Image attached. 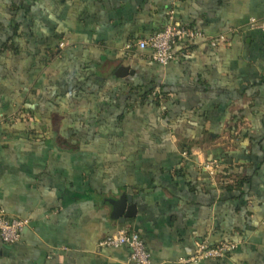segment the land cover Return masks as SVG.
Wrapping results in <instances>:
<instances>
[{
	"label": "crops",
	"instance_id": "1",
	"mask_svg": "<svg viewBox=\"0 0 264 264\" xmlns=\"http://www.w3.org/2000/svg\"><path fill=\"white\" fill-rule=\"evenodd\" d=\"M252 19L264 25V0H0V211L29 221L20 242L0 238V264H128L127 247L99 248L123 228L152 264H182L203 241L239 247L198 264H264V34ZM171 23L205 37L160 66L137 42ZM221 34L225 45L208 40ZM159 86V105L141 98ZM241 175L242 196L227 190ZM122 194L138 206L125 224L108 203Z\"/></svg>",
	"mask_w": 264,
	"mask_h": 264
},
{
	"label": "built area",
	"instance_id": "2",
	"mask_svg": "<svg viewBox=\"0 0 264 264\" xmlns=\"http://www.w3.org/2000/svg\"><path fill=\"white\" fill-rule=\"evenodd\" d=\"M251 29H259L264 34V25L256 19L249 22ZM205 35L195 29L184 25L171 23L163 31L137 42V47L141 50H151L152 60L160 66L168 65L174 58V48L179 43L194 41L204 38ZM211 44L225 45L229 39L227 35L221 34L214 38H208ZM131 47H128L130 49ZM158 92V91H157ZM16 119H24L29 124L33 123L31 118H26L23 114H17ZM213 163L207 168H212ZM29 225L27 219L9 218L4 211H0V238L6 244H16L20 242L25 228ZM127 247L130 250L128 264H152L151 254L141 237L135 230L119 229L114 234L106 237L99 243V248H121ZM239 243L234 241L222 242L212 245L207 241L198 243L195 254L180 262L182 264H198L204 260H219L225 258L230 253L237 250Z\"/></svg>",
	"mask_w": 264,
	"mask_h": 264
},
{
	"label": "water",
	"instance_id": "3",
	"mask_svg": "<svg viewBox=\"0 0 264 264\" xmlns=\"http://www.w3.org/2000/svg\"><path fill=\"white\" fill-rule=\"evenodd\" d=\"M134 71L128 66H121L116 76L126 77L133 75ZM108 203L112 206V218L119 220L122 224H125L127 220H132L137 217L138 206L133 202V197L130 195L122 194L117 199L108 200Z\"/></svg>",
	"mask_w": 264,
	"mask_h": 264
},
{
	"label": "trees",
	"instance_id": "4",
	"mask_svg": "<svg viewBox=\"0 0 264 264\" xmlns=\"http://www.w3.org/2000/svg\"><path fill=\"white\" fill-rule=\"evenodd\" d=\"M185 26V25H184ZM188 28H191L189 26H186ZM194 29V28H191ZM197 30V29H195ZM180 44V43H179ZM182 44V43H181ZM178 45V44H177ZM176 45V46H177ZM4 50L8 49L7 46L3 47ZM158 91V92H157ZM166 92L164 91V88L162 86H159V88L156 87H144L142 89V93H141V98L143 100H148V101H152L153 103L159 105V103L166 98ZM24 120V119H21ZM251 177L247 176V175H241L239 177H237V179L235 180L234 184H232V186H228L227 190H239L240 191V195H244L246 192V188L250 185L251 183ZM227 242V241H226ZM222 243V242H221ZM220 244V243H219ZM217 245V244H216ZM233 253V252H232ZM231 255V253L229 254ZM229 255H227L226 257H228ZM225 257V258H226Z\"/></svg>",
	"mask_w": 264,
	"mask_h": 264
},
{
	"label": "rangeland",
	"instance_id": "5",
	"mask_svg": "<svg viewBox=\"0 0 264 264\" xmlns=\"http://www.w3.org/2000/svg\"><path fill=\"white\" fill-rule=\"evenodd\" d=\"M23 112L21 111V114H22Z\"/></svg>",
	"mask_w": 264,
	"mask_h": 264
}]
</instances>
